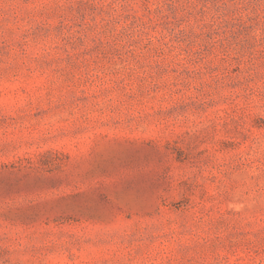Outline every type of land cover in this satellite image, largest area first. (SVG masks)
Here are the masks:
<instances>
[{
	"label": "rangeland",
	"instance_id": "obj_1",
	"mask_svg": "<svg viewBox=\"0 0 264 264\" xmlns=\"http://www.w3.org/2000/svg\"><path fill=\"white\" fill-rule=\"evenodd\" d=\"M0 264H264V0H0Z\"/></svg>",
	"mask_w": 264,
	"mask_h": 264
}]
</instances>
